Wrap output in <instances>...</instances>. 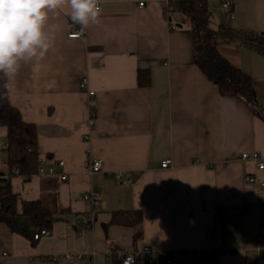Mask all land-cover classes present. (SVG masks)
Returning <instances> with one entry per match:
<instances>
[{
	"label": "crops",
	"instance_id": "obj_1",
	"mask_svg": "<svg viewBox=\"0 0 264 264\" xmlns=\"http://www.w3.org/2000/svg\"><path fill=\"white\" fill-rule=\"evenodd\" d=\"M205 1L217 51L253 78L258 106L220 95L191 61L190 24L168 0H101V22L79 37L68 36L70 9L50 19L53 47L39 72L22 64L8 100L35 124L39 158L55 174L9 181L18 212L22 201L42 198L57 219L38 240L25 219L28 237L0 222V264H55L51 254L77 251L84 259L66 264H112L143 244L183 251L190 264H264V189L247 182L264 169L238 158L258 151L264 160V55L243 38L263 34L264 0H231L226 16L220 0ZM139 68L149 71L147 87L136 82ZM82 77L92 95L79 88ZM89 103L96 124L85 141ZM5 136L0 127V143ZM90 157L101 171H88ZM89 190L99 194L93 209L82 198ZM130 209L141 212L138 227L110 223L112 212ZM92 210L95 220L82 226ZM195 250L204 255H188Z\"/></svg>",
	"mask_w": 264,
	"mask_h": 264
},
{
	"label": "trees",
	"instance_id": "obj_2",
	"mask_svg": "<svg viewBox=\"0 0 264 264\" xmlns=\"http://www.w3.org/2000/svg\"><path fill=\"white\" fill-rule=\"evenodd\" d=\"M169 6L180 12L190 24L191 61L203 72L206 78L216 84L220 95L240 97L252 106H258L255 99L253 78L239 67L231 64L216 49L218 32L209 25L208 8L205 0H168ZM243 38L251 40L254 46L264 55V35L244 33ZM136 82L147 87L150 75L147 69H138ZM3 80H0V91H3ZM0 127L6 129L5 140L8 142L5 154L9 169H17L26 181L36 173L39 154L37 152V131L35 124L25 121L19 110L9 103L8 99L0 101ZM0 177V222L12 232L29 236L22 219L28 226L36 229L50 228L57 219L53 201L44 199L21 202L17 210V193L10 186V177ZM141 212L137 209L119 210L111 214L110 223L138 227L141 223ZM137 228L134 237L140 236ZM112 264H118V261Z\"/></svg>",
	"mask_w": 264,
	"mask_h": 264
},
{
	"label": "clouds",
	"instance_id": "obj_3",
	"mask_svg": "<svg viewBox=\"0 0 264 264\" xmlns=\"http://www.w3.org/2000/svg\"><path fill=\"white\" fill-rule=\"evenodd\" d=\"M101 0H0V101L10 98L22 64L39 72L53 47L58 26L49 23L62 9H70L73 24L81 33L99 24Z\"/></svg>",
	"mask_w": 264,
	"mask_h": 264
},
{
	"label": "built area",
	"instance_id": "obj_4",
	"mask_svg": "<svg viewBox=\"0 0 264 264\" xmlns=\"http://www.w3.org/2000/svg\"><path fill=\"white\" fill-rule=\"evenodd\" d=\"M144 1H139L138 5L142 6ZM101 7V6H100ZM172 10L173 8L169 6ZM231 9V0H220V13L223 16H226ZM176 28L175 24L169 23V29ZM85 30L81 33L80 26L76 25L74 30L68 33L69 37H79L84 35ZM264 35V32H263ZM79 88L85 90L88 95H92L93 91L88 88V82L86 77H82L79 84ZM96 124V116H95V107L93 104L89 103L88 107V117L86 120L87 130L83 133V139L85 141L90 139L91 132L94 130ZM8 142L4 140L0 143V177H6L8 174L13 173L14 175H19L24 178L17 169H9L8 158L5 154ZM238 158L241 160H246L252 162L257 169H264V160L262 155L258 151L251 152H240L238 154ZM171 163L170 159H165L160 162V166L165 168L168 167ZM58 166L63 165V161L59 160L57 162ZM87 169L89 172H99L102 170V161L99 158L90 157L87 160ZM37 175H54V168L50 165L45 164V160L43 158H38V166H37ZM114 177L120 183H128L130 178L125 176L124 171L114 172ZM60 179H66L65 174H61L59 176ZM247 182L253 184V186L264 189V177H259L257 175L248 174ZM83 200L87 201L91 205V209L96 208L99 203V194L95 190H89L83 193ZM95 220V215L93 210L88 217H83L82 226H89ZM71 227L69 224L67 228ZM50 234V229L48 228H40L36 229L31 233V238L33 240H38L42 236H46ZM258 241L261 242V238L258 237ZM263 248V245L261 246ZM84 251L77 252H62L55 253L50 255V259L53 263L58 264L63 262L64 264L69 263L70 261H82L84 259ZM189 256L199 257L204 255V253L200 250H195L192 252H188ZM186 253L183 251L176 250H156L148 245H140L133 246L128 250H124L119 252L118 256V264H190L189 260L186 259Z\"/></svg>",
	"mask_w": 264,
	"mask_h": 264
}]
</instances>
